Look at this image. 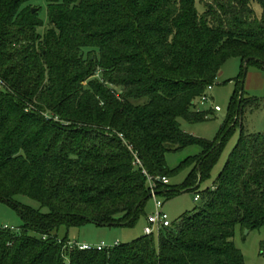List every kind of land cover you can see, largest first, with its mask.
I'll use <instances>...</instances> for the list:
<instances>
[{
    "label": "trees",
    "instance_id": "1",
    "mask_svg": "<svg viewBox=\"0 0 264 264\" xmlns=\"http://www.w3.org/2000/svg\"><path fill=\"white\" fill-rule=\"evenodd\" d=\"M45 2L41 32L32 0H0V202L23 222L0 229V264H244L232 239L237 226L264 227V133L243 129L212 186L195 193L198 205L156 244L143 235L107 251H68L70 241L52 233L131 226L150 198L146 176L172 173L167 153L200 149L185 187L208 176L239 125L244 66L264 69V0ZM232 58L242 62L239 87L217 138L183 132L180 119L213 116L195 104ZM155 194L180 191L158 182Z\"/></svg>",
    "mask_w": 264,
    "mask_h": 264
},
{
    "label": "rangeland",
    "instance_id": "2",
    "mask_svg": "<svg viewBox=\"0 0 264 264\" xmlns=\"http://www.w3.org/2000/svg\"><path fill=\"white\" fill-rule=\"evenodd\" d=\"M32 7L38 11V17L43 22L42 32L47 23L46 2L45 0H32ZM253 8L256 15L260 17V5L255 3ZM198 11L201 12L200 7H198ZM241 70L242 62L239 59L232 58L225 62L217 73L214 83L205 92L209 101L207 103L197 101L195 104L196 110L212 112L213 116L206 122L196 124H189L180 119L179 124L183 132L209 142L217 138L221 127L228 118L230 99L239 87L238 78ZM240 81H243L242 98L246 101L240 113L239 125H236L228 135L219 156L211 165L208 176L197 183L195 190L184 185L187 183L189 174L192 171V166L187 162L188 158L198 155L200 149L197 146H190L165 155L166 165L172 172L168 178L169 187L173 191L179 189L180 194L170 198L157 195L156 200L163 204V213L171 224L176 223L182 215L191 212L198 205L193 200L195 193H201L212 186L224 167L231 150L237 143L242 129L244 132L252 134L264 133V69L251 64L247 67L244 79ZM215 107L219 108V112H214ZM15 201L20 205L45 212L37 202L26 197H16ZM154 210V200L150 197L144 204L142 214L131 226L98 227L94 224L69 228L60 226L52 233V236L78 244L98 245L103 243L109 247L115 244H128L144 235L143 230L146 226V219L154 213ZM22 223L18 212L13 207L0 202V229L6 227L15 232L21 228ZM28 235L31 237L38 236L34 232H28ZM152 236L153 242L156 244L157 230H154ZM262 241H264V227L248 231L237 226L232 239L234 246L243 255L244 264H264V253H261L260 250Z\"/></svg>",
    "mask_w": 264,
    "mask_h": 264
},
{
    "label": "built area",
    "instance_id": "3",
    "mask_svg": "<svg viewBox=\"0 0 264 264\" xmlns=\"http://www.w3.org/2000/svg\"><path fill=\"white\" fill-rule=\"evenodd\" d=\"M210 87H211V85H209L207 87V89H210ZM208 101H209V99L206 95H203L200 99L201 103H207ZM214 112H219V108L215 107ZM129 149L132 150L131 147ZM134 158H135L134 164L139 165L140 164L139 160L136 158V156H134ZM143 173L145 174V172H143ZM146 177H147V183L149 186L150 197L153 198V200H154L155 210H154V213H152L150 216L147 217L146 226L143 230V233H144V236H152L154 230H157V232L159 233L160 231L171 227V223L168 221L167 216L163 213V204L156 200V194H155L156 183L159 182L162 184H167L168 180L164 177H162V178H159V177L153 178L150 176H146ZM193 200H194V202H198L199 195H195ZM4 229H7V228L4 227ZM116 245L117 244H115L114 246H116ZM66 247H67L68 251H72L74 249H77L79 251L96 250L98 252H101V251H107V250L111 249L113 246L112 247L105 246L103 243L98 244V245H88V244H78L75 242H69Z\"/></svg>",
    "mask_w": 264,
    "mask_h": 264
},
{
    "label": "water",
    "instance_id": "4",
    "mask_svg": "<svg viewBox=\"0 0 264 264\" xmlns=\"http://www.w3.org/2000/svg\"><path fill=\"white\" fill-rule=\"evenodd\" d=\"M32 12L34 13V12H35V9H33ZM248 61H249V60H245L244 64H246ZM246 70H247V69H246V66H244V68H243V74H244V75H245V73H246ZM242 83H243V81H242ZM111 227H114V225L111 224Z\"/></svg>",
    "mask_w": 264,
    "mask_h": 264
},
{
    "label": "crops",
    "instance_id": "5",
    "mask_svg": "<svg viewBox=\"0 0 264 264\" xmlns=\"http://www.w3.org/2000/svg\"><path fill=\"white\" fill-rule=\"evenodd\" d=\"M85 244V243H84Z\"/></svg>",
    "mask_w": 264,
    "mask_h": 264
}]
</instances>
